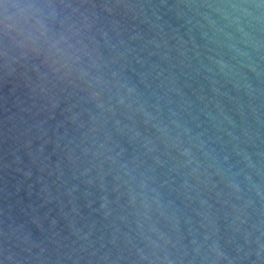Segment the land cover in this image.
I'll return each mask as SVG.
<instances>
[{
	"label": "water",
	"instance_id": "water-1",
	"mask_svg": "<svg viewBox=\"0 0 264 264\" xmlns=\"http://www.w3.org/2000/svg\"><path fill=\"white\" fill-rule=\"evenodd\" d=\"M0 264H264V0H0Z\"/></svg>",
	"mask_w": 264,
	"mask_h": 264
}]
</instances>
